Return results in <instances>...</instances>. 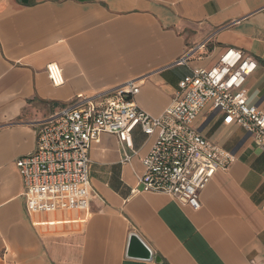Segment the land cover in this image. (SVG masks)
<instances>
[{
    "label": "crops",
    "instance_id": "0c3cea01",
    "mask_svg": "<svg viewBox=\"0 0 264 264\" xmlns=\"http://www.w3.org/2000/svg\"><path fill=\"white\" fill-rule=\"evenodd\" d=\"M229 47L257 60L245 86L264 110V0H0V264H264V150L210 105L194 126L234 158L198 210L133 193L155 141L140 130L130 162L114 135L92 146L85 212L30 215L16 166L35 150L41 122L76 95L135 80V102L159 116L185 75ZM53 62L61 86L47 75ZM132 235L150 257L130 255Z\"/></svg>",
    "mask_w": 264,
    "mask_h": 264
},
{
    "label": "built area",
    "instance_id": "2783aa9c",
    "mask_svg": "<svg viewBox=\"0 0 264 264\" xmlns=\"http://www.w3.org/2000/svg\"><path fill=\"white\" fill-rule=\"evenodd\" d=\"M185 61L186 57L178 63ZM257 67L255 57L229 47L210 68H194L185 75L172 102L159 116L137 105L134 97L140 87L135 80L94 95H76L41 122L35 150L16 161L28 213L88 211L93 195L92 146L103 134L114 135L122 161L130 162L138 152L136 130L154 136L155 141L142 158L140 189L133 193H162L200 209L202 191L217 170L230 168L234 156L199 132L194 122L210 105L246 130L253 143L264 150V110L250 103L245 86ZM46 71L54 86L64 84L58 63H49Z\"/></svg>",
    "mask_w": 264,
    "mask_h": 264
},
{
    "label": "water",
    "instance_id": "95a60500",
    "mask_svg": "<svg viewBox=\"0 0 264 264\" xmlns=\"http://www.w3.org/2000/svg\"><path fill=\"white\" fill-rule=\"evenodd\" d=\"M130 245L132 250H136V252L131 251L130 255L150 257L151 251L138 236H131Z\"/></svg>",
    "mask_w": 264,
    "mask_h": 264
},
{
    "label": "rangeland",
    "instance_id": "374dc122",
    "mask_svg": "<svg viewBox=\"0 0 264 264\" xmlns=\"http://www.w3.org/2000/svg\"><path fill=\"white\" fill-rule=\"evenodd\" d=\"M72 210H69L68 212H71ZM42 214H45V215H48L49 213H42ZM65 231H67V230H65Z\"/></svg>",
    "mask_w": 264,
    "mask_h": 264
}]
</instances>
